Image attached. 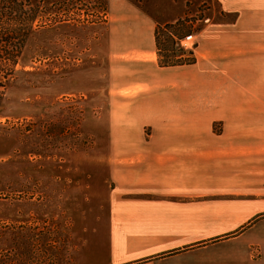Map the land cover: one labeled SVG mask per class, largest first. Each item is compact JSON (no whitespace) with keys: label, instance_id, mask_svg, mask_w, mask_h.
<instances>
[{"label":"crops","instance_id":"1","mask_svg":"<svg viewBox=\"0 0 264 264\" xmlns=\"http://www.w3.org/2000/svg\"><path fill=\"white\" fill-rule=\"evenodd\" d=\"M215 1L235 19L199 33L194 65L159 66L155 25L127 36L112 120L140 132L110 134L77 213L13 216L0 264H264V0Z\"/></svg>","mask_w":264,"mask_h":264},{"label":"rangeland","instance_id":"2","mask_svg":"<svg viewBox=\"0 0 264 264\" xmlns=\"http://www.w3.org/2000/svg\"><path fill=\"white\" fill-rule=\"evenodd\" d=\"M77 4L67 9L68 21L41 27L31 36L7 87L0 110V230L19 228L15 215L26 229L37 223L35 215L77 213L89 197V185L99 182L96 172L108 165L102 155L108 153L110 134L140 132L112 120L117 110L111 96L120 101L132 95L115 93L127 70L112 62L127 36L136 32L143 39V31L155 25L156 38L159 27L175 25L159 29L158 61L164 62L195 55L206 26L235 19L215 0H105L103 18L100 0ZM49 11L52 17L58 12ZM170 31L183 37L177 39V52ZM189 35L196 44L183 46ZM249 76L247 87L253 80ZM206 128L198 127L203 133ZM210 130L222 133V124Z\"/></svg>","mask_w":264,"mask_h":264},{"label":"trees","instance_id":"3","mask_svg":"<svg viewBox=\"0 0 264 264\" xmlns=\"http://www.w3.org/2000/svg\"><path fill=\"white\" fill-rule=\"evenodd\" d=\"M101 1L102 15H107L105 0ZM82 0H0V110L3 105L5 93L10 81L15 78L18 72L25 48L31 36L41 27L50 24H60L68 21L67 9L74 8ZM56 9V15L50 9ZM64 17H66L64 19ZM175 25H166L158 28L156 33V43L158 51H161L159 45V29L168 31ZM163 30V31H164ZM174 51L177 52V39H182L180 35L169 32ZM196 57L193 52L184 57H174L161 61V67H173L179 65H192L196 63Z\"/></svg>","mask_w":264,"mask_h":264},{"label":"built area","instance_id":"4","mask_svg":"<svg viewBox=\"0 0 264 264\" xmlns=\"http://www.w3.org/2000/svg\"><path fill=\"white\" fill-rule=\"evenodd\" d=\"M184 42H190L193 45L196 44L195 36L189 35V36L185 37V39L181 41V43H183V46H184Z\"/></svg>","mask_w":264,"mask_h":264}]
</instances>
